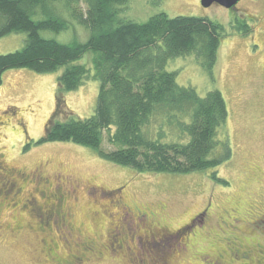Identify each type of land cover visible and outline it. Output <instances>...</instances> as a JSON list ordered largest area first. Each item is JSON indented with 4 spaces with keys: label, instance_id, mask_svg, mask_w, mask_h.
<instances>
[{
    "label": "rangeland",
    "instance_id": "1",
    "mask_svg": "<svg viewBox=\"0 0 264 264\" xmlns=\"http://www.w3.org/2000/svg\"><path fill=\"white\" fill-rule=\"evenodd\" d=\"M66 1L52 2L49 8L70 20V28L47 30L42 35L65 43L85 42L90 31L72 21ZM118 9V18L137 22L166 12L171 17H208L225 25L226 36L212 76L194 54L170 59L167 69L178 72V83L195 87L201 96L214 88L222 91L229 108L224 133L229 135L232 157L216 171L229 184L213 179L212 170L138 172L101 157L91 147L72 142L39 143L56 109L62 71L9 69L0 85V153L10 166L28 173L44 171L51 183L60 174L67 184L63 209L72 229L45 232L28 211L18 210L19 206L5 209L0 216L4 228L0 231V264H55L62 260L69 264H207L218 251L228 256L236 238L247 244L250 255L243 257L237 252L235 260L226 258L216 264H256L254 258H260V251L264 254V0H241L239 9L219 4L204 7L201 0H130ZM241 24L248 25L249 31L239 30ZM26 39V32L0 37V53L21 49ZM95 55L90 51L79 63L93 68ZM99 90L100 82L89 79L68 92L69 109L77 117H90ZM153 131L155 135L156 129ZM168 131L167 139L177 138L176 132ZM107 135L105 132L103 148L112 149ZM28 187L26 198L36 194ZM120 195L127 205L151 213L163 228L179 230L173 237L167 234L154 241L146 238L150 234L146 226L130 225L121 230L131 248L122 246L119 239L114 240L121 216H127L116 203ZM197 215L190 227L182 228ZM134 231L139 236L136 239L131 236ZM84 241L93 243V250L84 249Z\"/></svg>",
    "mask_w": 264,
    "mask_h": 264
},
{
    "label": "trees",
    "instance_id": "2",
    "mask_svg": "<svg viewBox=\"0 0 264 264\" xmlns=\"http://www.w3.org/2000/svg\"><path fill=\"white\" fill-rule=\"evenodd\" d=\"M57 1L0 0V37L27 33L21 49L0 53V85L9 69L62 71L56 109L39 143L91 147L101 157L138 172L212 170L213 179L228 185L216 171L232 157L224 133L229 108L222 91L214 88L201 96L195 87L178 83V72L167 69L170 59L194 54L212 76L225 25L208 17H171L166 12L145 22L124 20L118 18V6L130 0H67L72 21L87 27L90 35L85 42L65 43L42 35L71 26L49 8ZM241 25L239 30L249 31L248 25ZM90 51L96 53L93 68L79 63ZM89 79L100 82L98 100L94 113L80 118L69 109L66 94ZM168 129L177 133L176 139H167ZM105 132L112 149L103 148Z\"/></svg>",
    "mask_w": 264,
    "mask_h": 264
},
{
    "label": "flooded vegetation",
    "instance_id": "3",
    "mask_svg": "<svg viewBox=\"0 0 264 264\" xmlns=\"http://www.w3.org/2000/svg\"><path fill=\"white\" fill-rule=\"evenodd\" d=\"M239 4L232 9H239ZM58 175L57 181L55 179V181L51 183V180L46 177L44 171L38 170L36 172L28 173L16 167L10 166L7 164L3 154L0 153V216L3 210H15L16 207L19 206L18 210L24 212L28 211L27 213L37 220V224L43 231L46 230L45 232H49L52 229H55L59 232L68 229V232H70L72 228L68 221L69 217L63 209V203L67 197V184H63L64 182L61 180L60 174ZM28 186H31L32 189L36 191V194H33L32 189L30 188L32 193L30 198H26L28 196ZM20 198L26 199L21 200L22 202H20ZM11 200H14V202L10 203ZM116 203L117 205H120L123 213L127 214V216H121V223H119V226H116L115 228V230L119 231V233L116 235L117 238L114 237V240L119 239L120 244L128 249L131 248V246L129 245V241L126 243L125 233L122 230L128 229L130 225H140V227H142V225L146 226L148 233H150L146 234V238L148 240L154 241H156L157 238L166 236L167 234L169 237H173V234L179 230V228L172 231L170 229L163 228L161 223L156 221L155 217L152 216L151 213L146 211L142 212L135 206L127 205L121 195L119 196ZM203 214L204 212L199 215ZM199 215L194 216V218H192L182 228L184 229L190 227L196 221ZM2 230H4V228L0 218V231ZM131 236L134 239L139 237L135 231ZM62 237L67 238L64 235H62ZM256 245L257 248H259L261 243L258 242ZM92 247L93 243L88 241L83 242L84 249L93 250ZM247 249V244L240 243L236 238L234 245L230 247L228 256L225 253L218 251L213 256H211V259L207 260V264H216V262L224 263L226 258H229L231 259L230 261H233L236 259L235 253L237 252L242 254L244 257V254L249 252ZM49 250L54 251V249H51L50 247ZM259 257V259L258 257L254 258L255 263L264 264V254L261 251L259 252ZM55 264L69 263H65V261L62 260Z\"/></svg>",
    "mask_w": 264,
    "mask_h": 264
},
{
    "label": "water",
    "instance_id": "4",
    "mask_svg": "<svg viewBox=\"0 0 264 264\" xmlns=\"http://www.w3.org/2000/svg\"><path fill=\"white\" fill-rule=\"evenodd\" d=\"M241 0H201L204 7H210L213 4H219L227 9L235 8Z\"/></svg>",
    "mask_w": 264,
    "mask_h": 264
}]
</instances>
